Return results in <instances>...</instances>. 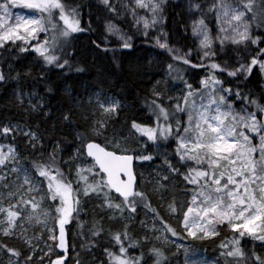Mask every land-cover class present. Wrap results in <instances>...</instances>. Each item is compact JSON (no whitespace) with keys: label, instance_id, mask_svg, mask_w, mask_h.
<instances>
[{"label":"snow or ice","instance_id":"snow-or-ice-1","mask_svg":"<svg viewBox=\"0 0 264 264\" xmlns=\"http://www.w3.org/2000/svg\"><path fill=\"white\" fill-rule=\"evenodd\" d=\"M101 2L109 11L120 14L111 0ZM164 2L125 0L121 7L137 27L143 24L147 37V30L158 23L163 15ZM15 7L35 10L39 16H14L11 9ZM139 10H147L151 19L138 15ZM189 10L200 13V17L192 22V33L198 39V51L202 53L199 55L200 63H192V49L182 53L180 49L170 47L166 40L162 42L160 37L155 39V43L166 50L174 62L204 69L207 74L199 81V88L193 89L190 83L185 82L187 91L181 97H169L168 107L164 105L161 93L153 91L155 98L149 107L155 117V125L148 126L133 120L131 129L154 143L174 137L175 152L180 162L195 163L196 167L189 168L184 174V180L193 186L187 210L183 212V228L187 236L193 239L218 237L217 229L226 225L233 233L231 241H222L219 246L226 264H231V261L240 264L248 260H251V264H264V258L254 250L249 256L240 246L245 236L264 242V104L253 98L251 93H243L239 87L233 93V89L225 88L224 82L216 75L217 72H227L229 77L239 79L243 76L246 80L258 66L260 74L264 76V48L258 47L250 60L243 59L239 52L243 45L245 53L250 55L247 53L249 43L257 46L264 43V38L252 35L253 27L264 29V0H211L207 8L198 0H189ZM208 14L215 16V37L205 23ZM84 30L77 8L63 0H4L0 3V49H8L9 45L13 46V51L19 47L21 53L31 49L42 59L45 68L49 65L61 70L71 68L68 59L55 53L63 49L72 34ZM106 30L118 36L122 48H132V37L121 33L116 25L109 22ZM40 34H45L43 41L38 39ZM217 41L221 52L229 44L237 49L236 66L231 70L227 62L224 65L215 62ZM17 42H22L24 46ZM204 61L210 63L205 64ZM168 69L173 71V64L170 63ZM76 71L83 69L77 68ZM176 71L179 72V69ZM24 75H31V70ZM19 78L18 72L14 79ZM45 78L42 71L40 79ZM6 79L4 72L0 71V81ZM233 95L244 103L239 111L230 102ZM173 99L176 100L174 108L171 106ZM17 100L22 106V93H17ZM249 106H254L255 110L249 111ZM44 107L43 102L32 103L29 99L27 110L37 112ZM121 107L119 100L103 92L96 93L94 98L89 97L87 107L81 112L84 130L75 132L80 146L67 161L58 158L63 150L59 141L53 145L47 157L41 152L39 158L30 161L29 166L21 165L14 146L8 145L5 151V145L0 144V189L6 193L0 194V234L3 237L18 235L35 252L33 240L39 242L47 233L48 240L52 241L45 245L48 252L44 256L49 257L48 264H66L65 255L56 254L55 250L63 249L66 253L65 226L79 213L81 195L103 197L100 207L119 213L121 217L126 211L135 213L137 204L147 200L144 192L136 190L133 163L135 160H152L153 157L129 154L134 150L122 147L119 141L105 135L110 121ZM177 113L185 114L186 120L176 119ZM62 119L71 122L72 113H65ZM17 134L27 138L34 151L38 143L43 148L42 137L30 127L25 130L19 123L0 126V136L15 139ZM101 138L103 143L97 142ZM76 161H83V164ZM61 163L68 166L67 172L62 170ZM73 163L76 164L74 179ZM165 163L172 172H178L167 159ZM163 179L166 181L168 177L164 176ZM113 193L118 195L114 197ZM117 199L118 203L115 202ZM145 207L159 218V213L152 209L150 203ZM169 208L176 211L172 205ZM115 218V215L109 217L110 220ZM161 223L165 233L178 235L174 228L162 220ZM28 226H40L41 235L27 237ZM127 228L128 225H124V231L110 232L118 252L107 248L104 250L109 264H146L143 253L132 257L128 255L129 248L137 245H125V241L131 240ZM17 229H20L19 234ZM102 231V226L94 224L92 237L99 236ZM92 246L91 242L87 245L89 248ZM0 250L9 254L8 264H13L12 257L21 255L19 250L4 243H0ZM149 253L154 257L153 264H166L167 257L161 248L153 247ZM52 255L56 258L51 259ZM43 259L41 257L40 264H43ZM32 260L33 256L29 255L24 264H30ZM15 264H20L18 259ZM192 264L197 262L193 261Z\"/></svg>","mask_w":264,"mask_h":264},{"label":"trees","instance_id":"trees-1","mask_svg":"<svg viewBox=\"0 0 264 264\" xmlns=\"http://www.w3.org/2000/svg\"><path fill=\"white\" fill-rule=\"evenodd\" d=\"M63 2L77 8L81 27L85 29L83 32L72 34L63 49L57 50L55 53L62 56L63 59H68L71 68L65 67L61 70L51 65L45 68L42 59L30 49L24 53L16 49L14 51L9 48L0 49V71H3L7 77L6 80L0 81V126L19 123L26 129L30 127L37 132L38 136L42 137L43 148L38 143L34 151L21 134H17L15 139L12 136L1 137L15 145L17 152L28 165L31 160L39 158L41 152L47 157V153L58 141L63 149L58 154V158L67 161L74 155L76 148L80 146L75 138V132L84 130L81 112L87 107L89 97H93L96 92H103L114 97L120 101L122 107L119 113L113 116L105 135L110 139L114 138L119 141L125 148L134 150V153L129 152L131 154L136 156L151 155L153 157L152 160L148 161H135L136 190L144 192L147 197L146 201H141L138 205L154 215L153 211L145 207V204L150 203L152 209L159 213L157 219L172 227L171 218L178 210L177 199L169 197L163 206L157 196L149 191H151V187H158L166 191L167 184L171 183L177 191L184 194L189 193L191 198L193 186L184 180V174L191 166L190 162L181 163L175 155L176 141L174 137H170L168 140L161 139L154 143L131 129V123L135 120L137 123L154 126L155 117L149 107L155 98L153 91L161 93L162 101L168 107L169 97H181L187 91L185 82L190 83L193 89L199 88V81L207 74L206 70L174 62L168 52L159 48L153 40L136 35L124 19L109 11L101 0H63ZM111 3L119 13L118 0H111ZM97 14H102L125 30L132 37V48L124 49L114 37L103 33L99 28L93 29L91 25ZM164 29L166 41L170 47L180 49L182 53L192 49V63H200L193 51L191 39L184 30L178 9L173 4H170L166 10ZM254 30L264 38V29L254 27ZM257 50L258 47L248 46L247 53H250L248 55L244 48H239L240 55L245 60H250ZM216 52L215 62L221 65L227 62L229 70L236 66L238 59L236 48L225 47L224 52H221L219 47ZM170 63L173 64V71L171 72L168 69ZM204 63L207 64L210 61H204ZM77 68L83 69V71H76ZM29 69L31 75H24ZM176 69H179V72ZM42 71L46 76L43 80L40 79ZM18 72L20 78L14 79ZM216 75L218 79L224 82L225 88L231 87L233 89V93L239 87L243 93L246 95L251 93L253 98L264 104V76L260 74L258 66L246 80L243 76L239 79L229 77L227 72H217ZM48 89L51 90L48 91ZM19 92H36L42 98L45 107L37 112L27 110L28 107L21 106L17 100V93ZM230 102L236 110H240L244 106V103L238 100L235 95L232 96ZM175 104L176 100L173 99L171 106L174 108ZM82 105L83 107H81ZM248 110L254 111L255 108L249 106ZM45 112L48 114L45 115ZM68 112L72 113L71 122L62 119L63 115ZM186 118L185 114H176V119L186 120ZM97 142L103 143L102 138ZM166 159L178 169V172H172L168 168L165 163ZM76 163L83 164V161H76ZM75 167L76 164L73 163L71 165L73 179L75 178ZM61 168L65 172L68 171V166L63 163H61ZM164 176H167L168 180L165 181ZM144 185H146V189ZM87 200L91 199H85L81 195L79 213L74 215L69 223L70 240L76 236L78 240L75 238V241L80 243L76 244L79 264H109V258L103 249L108 247L112 251L118 252V247L114 248V241L111 239L110 232H122L124 228L119 230L114 226V223L111 224V220L106 214L108 210L101 208V204L98 202L92 203L91 200L92 210H85ZM169 205L175 207L176 211H171ZM91 215L94 217V221L90 223L88 218ZM133 215L135 219L140 218L138 206ZM144 223H146V219L142 218L141 224ZM94 224L97 227H103L102 233L97 237H92ZM126 225H128L127 231L131 240L125 241V245L128 246L133 243L137 245L129 248L128 255L130 257L139 256L143 253L147 264L148 259L152 257L149 249L157 247L161 248L167 257L166 264H170L169 262L175 255L173 248L168 247V245L163 247L153 243L151 245L147 241L148 238L145 239L146 236L136 229V220ZM219 231L218 237L198 241L195 244L206 249L209 254L218 256V264H226V259L221 256L219 246L222 241H231L233 233L224 227L220 228ZM169 233L173 236L171 232ZM177 233L176 237L184 238L183 233ZM89 242L93 245L90 248L87 247ZM0 243L16 248L22 255L21 248L13 239L1 237ZM240 246L247 255L250 256L254 250L257 255L264 258L261 254L264 242L245 236L241 240ZM150 264H153V261ZM231 264H237V262L231 261ZM240 264H251V260L241 261Z\"/></svg>","mask_w":264,"mask_h":264},{"label":"rangeland","instance_id":"rangeland-1","mask_svg":"<svg viewBox=\"0 0 264 264\" xmlns=\"http://www.w3.org/2000/svg\"><path fill=\"white\" fill-rule=\"evenodd\" d=\"M3 2H4V0H0V3H3ZM124 2H125V0H118V10L120 13L119 14L120 17L122 19H124L126 24L130 27V29L136 35H138L142 38H150L154 42H155V39L157 37H160L162 42H164L166 40V32L164 29L165 13H166V10L170 4L175 5L178 9L179 16L183 22L184 30L186 31V33L188 34V36L191 39L195 56L197 57V59H199V55H202V53H200L198 51L199 41L196 37L193 36V33H192V22H193V20L198 19L200 17V13L199 12H196V13L190 12L189 0H165L164 4L162 5L163 15L161 18H159L158 23H156L154 26L150 27L147 30V32H148L147 37H145V35H144L143 24L138 26L139 27V30H138V27L135 25V22L133 21L132 17L130 15H127L124 12V9L121 7V5ZM198 2L203 3L204 7L207 8L208 5L211 3V0H198ZM11 11H12L14 16L15 15L30 16V17L31 16H39V13L36 12L35 10L25 9L22 7L12 8ZM138 15L146 16L149 19H151V15H150V13L147 12V10H139ZM109 22L111 24L115 25L114 22L112 20H110L109 18L102 16V14H97L93 18V23L91 26L93 29L99 28V30H101L103 33L114 37L118 41V43L121 45L122 41L118 38V36L114 35V34H110L106 30V25ZM205 23L208 25V28L210 29V34L213 37H215L216 36V22H215L214 14H208V18L206 19ZM117 28L120 30L121 33L126 34V36H130L122 28H120L118 26H117ZM161 34H163V35H161ZM252 35L254 37L259 36L256 33V30H254V27H253ZM38 39L40 41H43L45 39V34H40ZM32 43L34 44L35 40H33ZM17 44H19L20 46H24L22 42H17ZM248 46H253L255 48L260 46V48H264V43H260L258 46L257 45H251L249 43ZM219 47H220V45H219V42L217 41L215 43L214 50L217 51V49ZM226 47L236 48L235 46H232L230 44L226 45ZM12 48H13V46L9 45V49H12ZM240 48H244V46L241 45ZM15 49L19 50V47H16ZM96 93H99V92H96ZM96 93L93 94V98H94ZM22 94H23V106H25V107H28L29 99H31L32 103H37L38 101L43 102L42 98L39 95H37L36 92H24ZM30 94H32V95H30ZM106 95H108V94H106ZM237 111H239V110H237ZM25 130H27V129L25 128ZM26 142H27V138H26ZM0 144L5 145V148H4L5 151H7L8 145H12L15 147L14 144L9 143L8 141L2 139L1 136H0ZM122 147H124V146L122 145ZM175 149H176V147H175ZM175 155H176V152H175ZM19 159H20L21 165L29 166L26 163L25 159L22 158V156L20 154H19ZM189 162L191 165L189 168L196 167L194 162H192V161H189ZM13 179H15V177H13ZM144 187L146 189V185H144ZM137 191H139V190L137 189ZM149 192H151L152 194L157 196V198L160 200L161 205H163V206H164V203L167 202L166 199H168L169 197H174L177 199V202H178V206H177L178 208L177 209L178 210H177L176 214L171 218V223H172V228H174L177 232L184 234L183 239L180 237L171 236L169 232L165 233L163 231V224L159 221V219H157L148 210H146L144 207H142L138 204H137L138 211H140V218L139 219H135V217L133 215L134 213L129 214L126 211L123 214V217H121L119 213H113L112 211L108 210L106 212L107 216H109V217H111L113 215L116 216L115 219H111V224L114 223V226L117 229L121 230L124 228V225L136 220V229L148 238L147 241H149L151 245H152V243L155 244L156 246H159V247H163V246L168 245V247L173 248L175 255L171 259V261L169 262L170 264H192L193 261H196L197 264H218V256H216L214 254H209L206 251V249L201 248L197 244H195L198 241L209 240V239H212L215 237L208 238V239H193V238L187 236V233H186L185 229L183 228V212L187 210V201H190V199H191L190 195H185L184 193L177 191L171 185V183L167 184L166 191H163L158 187H153V188L151 187V191H149ZM0 194L6 195V193H3L2 189H0ZM113 196L115 197L117 195L115 193H113ZM161 197H163V198L160 199ZM85 199H91L92 203L98 202L99 204H101L103 197H97L96 195L93 194L89 197H85ZM91 200H87L88 203L85 207V210H92ZM115 202L118 203L119 199H117ZM48 203H51V201H48ZM57 203H58V201H57ZM5 206H7V205L5 204ZM54 207H55V205H53V208ZM89 215H90V212H89ZM142 218L146 219V223L141 224ZM88 219H89L90 223L94 221L93 220L94 217L92 215ZM49 226L50 227L52 226L51 221L49 222ZM223 227L230 230L226 225L221 226L217 229L219 234H220V231H219L220 228H223ZM68 231H69V224L65 226L66 242H67L66 253H65V250L58 249V248L55 250V252H56V254H59V255H65L66 264H77L79 259L77 256L78 252L76 249V244H80V243L75 241V238H77L76 236H74L73 238L71 237L72 239L70 240ZM19 232H20V229H17V234H19ZM41 232H42V229L40 226H28L27 237L31 238L34 236H40ZM56 233H57V235L59 233L58 226L56 227ZM1 237L5 238L2 236V234H0V239H1ZM9 238L13 239L15 241V243L18 244V246L21 248V251H22L21 257H18V258L12 257L13 264H15L17 259L19 260L20 264H24L25 258L29 255L33 256V260L30 262V264H40L41 257H44L43 264H48L49 257L44 256V253L48 252V248L45 245H46V243L51 244L52 241L48 240L47 233H44L43 239L40 240L39 242H37L36 240H33V245L35 246V249H36L35 252H33L31 249H29L28 246L24 244L23 240L18 238V235L12 236ZM77 240H78V238H77ZM106 248L109 249L108 247H105L103 249L104 253H105L104 250ZM109 250L112 251V249H109ZM261 254L264 257V247L261 249ZM55 258H56L55 255L51 256V259H55ZM148 261L149 262L147 264H150V262L153 261L152 257H150L148 259ZM8 262H9V254L0 250V264H8ZM108 262H109V260H108Z\"/></svg>","mask_w":264,"mask_h":264},{"label":"water","instance_id":"water-1","mask_svg":"<svg viewBox=\"0 0 264 264\" xmlns=\"http://www.w3.org/2000/svg\"><path fill=\"white\" fill-rule=\"evenodd\" d=\"M110 150V149H109ZM131 154V153H130ZM89 161H90V159H89ZM133 172H134V175H135V177H136V174H135V161H134V163H133ZM136 185H137V177H136ZM116 195H118V194H116Z\"/></svg>","mask_w":264,"mask_h":264}]
</instances>
